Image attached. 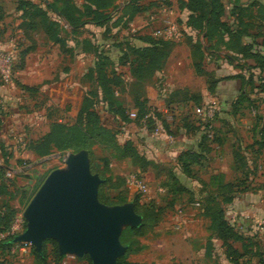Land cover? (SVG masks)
Here are the masks:
<instances>
[{"label":"rangeland","instance_id":"1","mask_svg":"<svg viewBox=\"0 0 264 264\" xmlns=\"http://www.w3.org/2000/svg\"><path fill=\"white\" fill-rule=\"evenodd\" d=\"M18 1L3 0L0 4V31L8 34L15 47L11 82L0 80V85H4L8 92L0 98V114L8 116L11 112H18L21 119L18 134H0L4 142L0 145V167L5 166L0 186L7 187L5 194L1 195V204L14 210L12 223L19 219L25 227L23 211L45 178L53 170L65 167L67 154L77 153L72 152L74 149L53 148L49 154L41 155L43 151L39 149L38 153L35 150L36 144L54 126L59 124L68 129L84 125V117L79 115L84 96H88V106L94 110L97 124L102 128L99 136L90 133L93 140L87 145L90 170L106 180L101 184L100 197L112 204L137 199L150 206L151 210L163 208L161 203L170 204L165 194L156 195L158 189L164 185L167 187L160 177L163 174L166 176L164 180L168 181L169 171L142 156L129 139V129H143V120L139 122L137 118L132 120L129 117L132 112H140L134 105L141 89L140 83L130 79L129 63L135 59L130 48L146 47L144 40L164 41L155 34L164 25L165 13H170L169 18L182 32L181 39L173 42L174 45L191 38L184 29L187 0H23L29 5L22 9L21 15L14 12ZM95 13L107 17L103 24L96 22ZM66 17L77 23V28H71ZM48 30L57 34L64 43L54 44L46 34ZM196 38L200 40V34ZM203 44L208 43L203 41ZM99 55L106 77L112 79L115 76L121 81L113 89L112 97L104 96L96 83L94 67ZM25 87L34 90H26ZM151 117L148 119L150 123L147 122L150 133L157 126ZM163 133L169 135L165 131ZM81 134L73 138L76 145ZM126 145L133 147L139 157L131 153L122 156L117 148ZM130 176L146 182L149 188L147 196L128 191L127 179ZM170 181L175 189L174 180ZM157 198L160 204L155 202ZM126 229L120 241L123 245L129 244L130 251L123 261L129 262L130 255L138 253L141 260H151L150 251L144 253L140 243L156 241L163 229L157 232L148 224L143 235H131ZM21 249L19 244L0 248V263L91 264L87 256L81 259L60 256L57 245L50 242L45 244L44 260L34 254L32 245L25 252Z\"/></svg>","mask_w":264,"mask_h":264},{"label":"crops","instance_id":"2","mask_svg":"<svg viewBox=\"0 0 264 264\" xmlns=\"http://www.w3.org/2000/svg\"><path fill=\"white\" fill-rule=\"evenodd\" d=\"M223 3L230 30L242 31L239 41L216 30L211 32L208 44H203L204 37L200 35L198 40L199 33L187 26V12L184 29L191 38L172 46L163 67L151 79L138 82L130 77L141 86L134 106L138 108L144 102L149 118L153 116L157 126L173 138L169 142L164 135L153 138L144 129H129V139L138 152L169 171L168 181L165 175L160 177L167 187L158 189L156 195L165 194L171 202L161 203L157 198L155 202L161 203L163 211L152 229H163V233L156 241L140 243L143 252L150 251L153 258L143 261L140 253L132 254L130 263L232 264L224 241L205 215L204 199L210 196L228 225L243 237L230 242L244 256L239 263L264 261V236L253 230L255 222L264 216V92L260 89L264 86V69L240 53L242 46L251 45L252 52L264 54V0ZM15 6L14 12L21 15L18 4ZM234 6L251 8L249 15H240L238 28L233 23L236 15H229ZM249 25L255 30L248 29ZM7 35L0 31V50L14 46ZM198 41L201 47L195 50L193 44ZM195 63L202 74L195 72ZM6 95L5 86L0 85V98ZM206 106L214 108L212 137L205 134L203 117L194 112ZM20 122L18 112L0 114V134H18ZM3 143L0 139V145ZM184 153L194 157L191 162H185ZM240 180L248 186L243 191L224 187Z\"/></svg>","mask_w":264,"mask_h":264},{"label":"trees","instance_id":"3","mask_svg":"<svg viewBox=\"0 0 264 264\" xmlns=\"http://www.w3.org/2000/svg\"><path fill=\"white\" fill-rule=\"evenodd\" d=\"M17 9L22 12V9L27 7L29 5L28 1L19 0L18 1ZM21 7V8H20ZM185 9L189 12L188 16V22L187 26L196 30L200 35L204 37V41L206 43L209 42V37L211 35L212 31H220L222 34H230L233 36L235 41H239L242 31H238L236 28L230 30L231 24H229L227 19V12L226 8L224 6L223 0H187L185 4ZM251 8H241L238 6H234L233 9L230 10L229 15H236V19L234 25L238 26L241 24L242 19L240 18L241 14L249 15L251 12ZM22 14V13H21ZM38 15V14H36ZM41 15V14H40ZM96 15V13H95ZM65 17V16H64ZM107 19L106 16H101L100 14L95 16V20L98 24H103L104 20ZM66 21L69 23V26L71 28H77V23H73L71 19H68L66 17ZM94 22V20H92ZM248 29L255 30V26L249 25ZM245 31V30H244ZM53 31H47V35L50 38V40L57 45H62L64 42L63 40L57 35L52 33ZM147 42L146 47H136L133 46L130 48V51L132 54H135V59L130 61V73L131 75L136 78L138 82H145L153 76V74L156 71H159L163 64L168 57L170 50L172 46L174 45L173 42H166V41H157V40H144ZM264 46V43H263ZM201 47L200 42L193 44V48L196 50H199ZM253 46L251 45H245L241 48V54L245 57L250 58L252 61L255 62L256 67L260 68L261 70L264 69V54H260L259 52H252ZM101 56L99 55L97 57V62L95 64V73L97 75V85L98 88L101 89L104 96H110L112 97L114 94V88L116 86H119L121 84V81L117 77H113L112 79H108L103 71V64L100 62ZM194 69L197 74H202V70L200 69V65L195 63ZM26 90H34V88L25 87ZM260 89L264 92V86H260ZM86 95V94H85ZM89 98L88 96H84L82 98V104H81V110L79 112V115L85 120V123L81 127L74 126L72 128H64L62 125H56L53 127L51 132H49L47 135H45L40 141L36 144V152L39 153V149L43 151V154H49L51 152V149H74L72 152H79L80 150H86L88 151V142H92V135L90 133H97L96 135L99 136L102 132V128L97 124L98 119L97 116L94 113V110L90 109L88 106ZM138 110L140 112L137 114V119L139 122L145 118L146 115H148V112H150L145 105L144 102H140L138 104ZM93 112V113H92ZM149 122V120L147 121ZM150 123V122H149ZM91 125V127H90ZM89 127V129H88ZM150 127V126H149ZM83 132V133H82ZM104 132V131H103ZM82 133V134H81ZM106 133V132H105ZM81 134V140L77 145L74 143V137ZM39 146V147H38ZM35 147V146H34ZM118 150H120L122 156L127 155V153H131L133 156H138V152L132 147L126 145L124 148L118 147ZM139 157V156H138ZM185 162L189 161L191 162V158H194L189 153H184L182 155ZM5 166L0 167V176L3 178V171ZM184 169V172L186 174H190V170L186 166H182ZM92 172V171H91ZM106 181V180H103ZM2 182H0L1 185ZM245 182L242 180L234 183V184H227L224 186L227 190H238L243 191L247 187L245 186ZM165 186V185H164ZM166 187V186H165ZM6 186H0V233H5L9 227L12 224L13 218L15 217V212L12 208H9L5 206V204H1V195L5 194ZM100 188L99 186L98 190V197L106 205L112 206V205H121L125 204L126 201L120 202V203H107V201L103 200L100 197ZM228 200V199H227ZM134 205L135 212L142 216L143 224L140 228L137 229H131L127 228L126 231H128L131 235H143L144 228L146 225L150 224V226H154L158 218L160 217L163 209H156L151 210L146 205H140L137 201V199L131 201ZM204 205L206 207V216L210 218L212 221V226L214 231L218 233V236L220 239L224 241L225 251L228 259L232 264H264V261H260L258 263H252V262H242L239 263L241 259L244 258L243 255H240L232 246L230 243L231 241H238L242 240V236L234 230L231 226L228 225V223L224 220V213L220 209L218 203L216 202L215 198L213 196L206 197L204 199ZM140 209V211H139ZM124 233V232H123ZM11 238H5L0 241V248H9L12 246L10 243ZM47 242L53 243L54 246H56V243L52 240H45L43 242L42 247V255H39L36 253L33 249L34 254L41 260L45 259V244ZM122 243V242H121ZM124 246L127 247V251L125 254L118 258L117 263L118 264H133L127 261H123V259L126 257L128 251H130V245L124 244ZM59 256V255H58ZM2 264V263H0Z\"/></svg>","mask_w":264,"mask_h":264},{"label":"water","instance_id":"4","mask_svg":"<svg viewBox=\"0 0 264 264\" xmlns=\"http://www.w3.org/2000/svg\"><path fill=\"white\" fill-rule=\"evenodd\" d=\"M64 164L50 172L34 194L22 214L25 229L10 243H29L42 255L43 242L52 240L60 256L118 264L127 250L121 234L125 228H140L142 216L132 202L109 206L99 201L103 180L91 172L86 150L67 154Z\"/></svg>","mask_w":264,"mask_h":264},{"label":"built area","instance_id":"5","mask_svg":"<svg viewBox=\"0 0 264 264\" xmlns=\"http://www.w3.org/2000/svg\"><path fill=\"white\" fill-rule=\"evenodd\" d=\"M170 13H165L163 17L164 25L160 30H157L156 36H158L159 39H162L167 42H178L182 37V32L180 31L178 25L173 22L169 18ZM15 60V47H11L8 50H0V80H2L5 83H10L12 78V67L13 62ZM194 112L202 116L204 119V131L206 132V136L212 137V125L210 123V120L213 117L214 114V108L212 106H206L203 108H196ZM130 119L134 120L137 118V115L132 112L129 115ZM149 119V116H145L143 119L142 127L144 130L149 132L147 127V120ZM164 135L166 137V140L169 142L173 141L172 136L166 135L163 133V129L161 127L155 126L153 130L151 131V136L153 138H159L160 136ZM127 182L129 186L127 185V189L129 192L136 193L138 195L147 196L149 194V188L145 181L141 179H137L136 176H130L127 179ZM24 224L22 220L16 219L9 229L5 233H0V241L5 238H13L14 236L21 234L24 230ZM253 230L261 235L264 236V217L258 221L255 222L253 226ZM19 245L22 246V251L25 252L27 249L29 250L31 248V245L29 243H19Z\"/></svg>","mask_w":264,"mask_h":264}]
</instances>
